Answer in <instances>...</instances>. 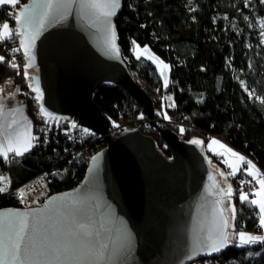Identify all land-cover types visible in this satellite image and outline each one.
<instances>
[{
    "label": "trees",
    "instance_id": "1",
    "mask_svg": "<svg viewBox=\"0 0 264 264\" xmlns=\"http://www.w3.org/2000/svg\"><path fill=\"white\" fill-rule=\"evenodd\" d=\"M27 2L20 0L16 8L0 6V24L8 22L14 30L17 9ZM258 16L264 17V3L260 0H123V9L116 18V32L129 71L138 83L136 74L146 82L148 88L139 85L161 113L157 118L160 126L171 127L186 141L198 139L207 145L212 138L222 140L264 170V103H261L264 100V45L251 28V22ZM137 45L148 46L170 64L167 88L157 66L135 53ZM18 46L19 37L0 43V55L8 59L15 56L16 63L21 65L13 69L7 62L0 63V85L11 83L20 87L37 139L28 153L9 155L7 161L0 158V187L5 189L0 193L1 208L13 205L14 189L43 171L49 172L55 191L77 187L84 180L88 165L69 161L74 152L99 140L97 136L91 138L89 131H83L86 128L77 119L48 121L41 116L30 76L24 74L27 60L22 51L11 52V48ZM242 82L261 101L250 97ZM156 93L158 99L154 98ZM165 94L173 96L171 107L164 100ZM93 98L111 127L114 124L131 126L139 119L142 106L121 87L103 84ZM73 123L77 127L73 128ZM149 133L158 149L170 159V150L156 129ZM205 154L210 161L224 165L221 156L209 150ZM245 176L243 171L230 176L233 193L227 196L225 205L234 204L237 208L235 229L229 227V245L210 262L264 264V246L237 247L238 240L232 235L233 231L241 230L263 233L258 209L239 199L241 190L250 191V187L241 184ZM249 252L253 255L249 256ZM257 252L260 255H255Z\"/></svg>",
    "mask_w": 264,
    "mask_h": 264
},
{
    "label": "water",
    "instance_id": "2",
    "mask_svg": "<svg viewBox=\"0 0 264 264\" xmlns=\"http://www.w3.org/2000/svg\"><path fill=\"white\" fill-rule=\"evenodd\" d=\"M122 9L119 0L116 14L105 23L96 13L73 4L68 10L61 8L60 19L46 22L37 36L29 80L32 90L38 87L44 94L43 101H37L39 109L43 103L55 118L39 111L41 116L48 121L77 119L81 127L101 136L107 148L94 156L97 159L91 160L77 187L51 196L42 207L1 208L0 229L6 233L17 219L10 211L39 210V215L25 218L37 238L83 226L94 242L127 249L115 264H192L216 259L226 247L208 255L207 237L215 233L220 208L229 217L227 196L220 192L227 187L201 144L186 141L157 122L161 113L121 53L116 18ZM37 26L38 20L29 34ZM113 30L119 55L110 48ZM103 84L123 88L140 103L139 120H150L169 148L170 159L153 136L141 131L142 125L125 129L116 139L109 136L110 121L93 98Z\"/></svg>",
    "mask_w": 264,
    "mask_h": 264
},
{
    "label": "snow or ice",
    "instance_id": "3",
    "mask_svg": "<svg viewBox=\"0 0 264 264\" xmlns=\"http://www.w3.org/2000/svg\"><path fill=\"white\" fill-rule=\"evenodd\" d=\"M264 3V0H260ZM20 4V0H0V6L9 5L12 8ZM73 4H77L82 9H88L98 15V17L104 18L105 23H110L107 18L112 17L116 14V10L119 7V0H33L31 5L25 4L22 6L18 14L14 16L17 27L13 30L8 22L0 24V43L8 40H12L14 37H19V46L11 48L12 53L23 52V56L27 60L24 65V74L28 75L27 69L32 67V61L35 59L34 47L35 40L43 29L45 23H56L60 17L58 12L61 8L68 10ZM68 14H71L70 12ZM9 15H13L9 13ZM247 19V17H245ZM34 34H29L28 30L37 23ZM260 27L264 29V22H261ZM114 28V26H113ZM264 35V32L261 33ZM116 36L113 30L110 43V48L117 55H119V48L116 43ZM135 44V41H133ZM139 48V45L136 46ZM145 51H148L145 49ZM148 59H153L152 56H148ZM7 62L8 65L13 69H19L21 65L16 63L15 56L8 59L4 55H0V63ZM160 63H163L162 61ZM164 68H168L169 65L164 64ZM19 74V72L17 73ZM164 75V73H161ZM168 80L165 77L164 87L167 88ZM4 91L0 88V93ZM19 91V89H17ZM33 91L37 92L38 95L35 97L37 101H43V92L37 87L33 88ZM251 95V93H249ZM264 103V100L261 101ZM170 107L172 105H169ZM3 99L0 98V114L3 111ZM39 111L44 117L52 118V113L48 112L43 103L40 105ZM165 118H168L165 115ZM75 128L77 125L72 124ZM184 131L183 128L180 129ZM88 132V129H83ZM37 139L31 136L29 133L27 139L23 144L22 148L19 145V137L8 139L7 143L0 141V157H3L5 161L9 159V153H13L14 156H22L25 152L29 151L32 144V140ZM193 144H202L203 141L194 139L190 141ZM212 145H219L221 149H225L226 152L230 153L233 157H237L240 162L247 165L244 170L248 176L253 178L260 177L257 182L260 187L254 191L253 195L256 199H249V194L241 190L239 199L242 203H247L254 208L258 209L257 215L259 216V227L264 229V175L259 173V170H255L256 166L252 161L247 160L246 157L234 152L232 149L227 148L226 145L222 144L219 140L213 139ZM211 147V145H209ZM223 154V153H220ZM94 161L97 157L92 158ZM233 171L229 175H236L239 170L237 165L230 164ZM223 176L224 173H221ZM243 183H251V181H241ZM5 189L0 187V193H3ZM23 191V190H21ZM220 192L226 196H231L233 189L231 185H228L227 189H220ZM23 199V197H21ZM223 203V201H218ZM231 212L229 217H225L223 214L226 211L224 208L219 209L220 219L215 230V233H210L207 237L209 243L207 247L210 251L208 255L213 253H219L223 248L228 246L229 243V227L235 229V220L237 214V208L234 204L231 206ZM9 215H15L17 218L13 224L9 225L7 231L0 229V264H101V262H107V264H115L116 260L122 256L127 249H114L108 244L96 243L90 239L91 232L82 230L83 226H78L77 230L68 233L58 232L56 234H49L47 236H35V230L29 226V222L25 219L28 216L39 215V210H33L31 213L16 211L15 213L9 212ZM230 221L233 223L230 224ZM232 235L238 240L237 247H245L247 245L261 244L264 246V235H254L246 231H233ZM249 256L253 253L249 252ZM260 255V253H255Z\"/></svg>",
    "mask_w": 264,
    "mask_h": 264
},
{
    "label": "built area",
    "instance_id": "4",
    "mask_svg": "<svg viewBox=\"0 0 264 264\" xmlns=\"http://www.w3.org/2000/svg\"><path fill=\"white\" fill-rule=\"evenodd\" d=\"M149 119H144V120H136L131 126H122L120 124H114L113 127L109 128V136L112 139H116L120 136V134L125 130V129H133V128H138L140 125L141 131L146 134L152 136L149 131L153 129L152 125L149 122ZM145 122V123H144ZM158 122V119H157ZM144 123V124H143ZM181 126V124H179ZM87 129V128H86ZM89 133L88 135L92 138L94 136L98 137V141L94 144L91 145L85 149L78 150L73 153V158L70 159V163H73L75 161L77 162H85L87 165L91 162L92 158L97 155L99 152L107 148V144L105 140L91 132L88 129ZM245 181H250L248 179H245ZM245 185H252L250 187L252 190H256L258 187V184L255 181L251 180V183H245ZM244 185V186H245ZM23 190V191H21ZM69 191V190H68ZM15 194V200L14 204L6 207V208H15V209H31V208H38L42 207L45 202L53 195L62 193L65 191H55L53 190L51 184H50V174L47 171H43L39 173L37 176L34 178L30 179L29 181L23 183L20 185L18 188L14 189ZM23 197V199H21ZM3 208V207H2ZM1 209V207H0ZM254 235H263L260 233H253ZM197 262H203L202 260H199Z\"/></svg>",
    "mask_w": 264,
    "mask_h": 264
},
{
    "label": "crops",
    "instance_id": "5",
    "mask_svg": "<svg viewBox=\"0 0 264 264\" xmlns=\"http://www.w3.org/2000/svg\"><path fill=\"white\" fill-rule=\"evenodd\" d=\"M0 88L4 89V91L2 93H0V98L3 99V104H4L2 114H0V141L7 143L8 139L19 137L20 143H19V145H15V146H20L22 148L23 144L25 143V141L27 139V135L30 133L31 136H34V134H33V121L28 114L26 104L23 102V100L20 96V87L18 85H13L10 83L7 85H0ZM17 89H19V91H17ZM213 139L219 140L217 138H212L209 142H211ZM219 141L222 144L226 145V147L232 149L234 152L246 157L247 160L252 161L247 156H245L241 152L235 150L234 148H232L227 143L223 142L222 140H219ZM33 143H34V140H32V144ZM208 150L211 151V148H208ZM29 151L25 152L24 154L28 153ZM9 155H14V154L10 152ZM0 158H2V157H0ZM252 163L256 166V168L259 170V173L262 175L261 169L253 161H252ZM243 164H244L243 162H238L236 164L238 166V169H239L236 172V174L243 171ZM244 174L247 175L245 172H244ZM244 178L249 179L250 181L251 180L255 181L258 184V189H259L260 185L257 182V180L260 177L253 178L252 176L247 175ZM229 185H231V184H229ZM231 187H232V185H231ZM258 189H256V190H258ZM256 190H250L251 192L248 193L251 196L250 199H256L257 198L253 195L254 191H256ZM262 230H263V234H264V229H262Z\"/></svg>",
    "mask_w": 264,
    "mask_h": 264
},
{
    "label": "rangeland",
    "instance_id": "6",
    "mask_svg": "<svg viewBox=\"0 0 264 264\" xmlns=\"http://www.w3.org/2000/svg\"><path fill=\"white\" fill-rule=\"evenodd\" d=\"M261 22H264V17H260V16L256 17L255 18V21H252L251 22V28L256 32V34L259 37L261 43L264 45V35H261V33L264 32V29H262L260 27ZM145 49H147L148 51H145ZM135 53L137 55H142V56H144L147 59H148V56H152L153 59H149V60L152 61L157 66V70L159 71L160 74L162 72L164 73V75L161 74L162 77H163V79L165 80V77H166L167 80H169L170 69H171L170 64H168L167 62L163 61L148 46L147 47H141V46H139V48L136 47L135 48ZM161 61L163 63H160ZM164 64L169 65V67L168 68H164L163 67ZM136 77H137L139 83L144 88H148L146 82L138 74H136ZM242 84H243L244 89L246 90V92L248 94L251 93V95H249L250 97H254L257 100L261 101L262 98L260 96H258L252 89L248 88V86L246 85L245 82H242ZM154 98H157L158 99L157 93L154 94ZM164 100L166 101V104L167 105H172V103H173V96L171 94H165ZM201 145L203 146V150L204 151H207L208 148H211V152L212 153H215V154L221 156L222 163H224V165H222L220 163H217V162H215V163L212 162V161L211 162L220 171V182L222 181L221 183H223L225 186L228 187V185L231 184V182H230V176L231 175H229V173H231L233 171V168L230 167L229 165L230 164L236 165L240 161L236 157H233L230 153L226 152L225 149H221L219 147V145H212L211 142H209L207 145H205L204 143H202ZM209 145H211V147H209ZM220 153H223V154H220ZM246 168H247V165L246 164H243V172H245L244 170ZM255 170H258V169L256 168L253 171H255ZM221 173H224V175L222 176ZM261 173H262V175H264V170L261 169ZM245 179L246 178H242L243 181H245ZM244 185H245V183H243V186ZM245 186L252 187V185H245ZM257 189H258V187H257ZM250 190H252V189L250 188ZM249 192H251V191H249ZM230 212H231V207H230ZM260 234H263V233H260ZM192 264H221V262H219V261L210 262L209 260H207L205 262H200V263L199 262H193Z\"/></svg>",
    "mask_w": 264,
    "mask_h": 264
}]
</instances>
